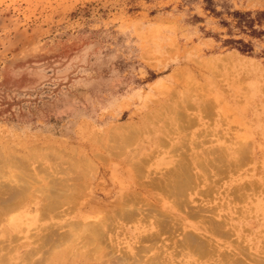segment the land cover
<instances>
[{"label": "rangeland", "instance_id": "1", "mask_svg": "<svg viewBox=\"0 0 264 264\" xmlns=\"http://www.w3.org/2000/svg\"><path fill=\"white\" fill-rule=\"evenodd\" d=\"M0 199V264H264V0H0Z\"/></svg>", "mask_w": 264, "mask_h": 264}, {"label": "bare ground", "instance_id": "2", "mask_svg": "<svg viewBox=\"0 0 264 264\" xmlns=\"http://www.w3.org/2000/svg\"><path fill=\"white\" fill-rule=\"evenodd\" d=\"M188 166V165H187ZM186 166V164L185 165H183L182 166V169H180V174L178 175V183H177V188L179 189V191L181 192V191H183V187L184 186H186L187 185V183H188V181L190 180L189 178H190V175H189V172H188V167ZM177 180V179H176ZM187 182V183H186ZM185 189V188H184ZM20 191V190H19ZM19 191L17 190V189H15V188H8L7 189V194H9L10 195V198H12V197H16V195L18 196V194H19ZM180 196V195H179ZM107 197V195H105L104 196V198H106ZM11 201V200H10ZM0 202H2V204H6V202H7V199H0ZM123 210H125V208L123 209ZM129 211V210H128ZM132 211V210H131ZM130 211V212H131ZM129 212V213H130ZM133 212V211H132ZM128 214V213H127ZM129 215V214H128ZM128 215H126V217L128 216ZM131 217V216H130ZM210 219V218H209ZM213 221H211V223H212ZM213 224V223H212ZM219 224V223H218ZM211 225V224H210ZM216 225V224H215ZM214 225V226H215ZM51 227V226H50ZM216 227H217V225H216ZM219 227V226H218ZM222 227V226H221ZM53 229V228H52ZM51 229V230H52ZM134 229L135 230H141V228H139V226H137V227H134ZM218 230V229H217ZM159 231H161V230H159ZM219 231V230H218ZM50 232V231H49ZM49 232H45V233H49ZM53 233H52V235L50 236V237H48L47 239H45L44 241H46V243L48 242V241H56L57 240V238H60V236L62 235V234H60V232L58 231L57 232V228H56V231L54 232V231H52ZM133 234H134V236H137L138 238H147V237H149V236H151V237H154V240H156L157 239V237L159 236V235H161V232L160 233H156V232H154V233H148L149 235H147V236H143L142 234H141V232H139V231H135V232H133ZM185 234V233H184ZM183 234V235H184ZM45 235V234H44ZM47 235H49V234H47ZM193 235V234H192ZM46 236V235H45ZM63 236V235H62ZM65 236V235H64ZM187 237V240H190L191 241V243H195V242H197L196 240H195V238H193L192 236H189V235H187L186 236ZM133 238H136V237H133ZM56 239V240H55ZM61 239V238H60ZM59 239V240H60ZM153 239V238H152ZM159 239H160V236H159ZM144 240V239H143ZM57 242V241H56ZM54 243V242H53ZM151 243V242H150ZM45 244V243H44ZM49 244V243H48ZM50 244H52V243H50ZM199 244H200V242H199ZM46 245V244H45ZM53 245V244H52ZM157 245V244H156ZM194 245V244H193ZM161 246V245H160ZM160 246H159V248H160ZM171 246V245H170ZM197 246V245H196ZM107 247H109V246H107ZM156 248V247H155ZM158 248V249H159ZM197 248V247H196ZM204 248V247H203ZM112 249H114V250H111L109 253L112 255H110L109 257L111 258L110 259V261H107V262H110L109 264H121V260L123 259V256H125V255H123V254H121V255H123V256H119L118 254L117 255H115V253L117 252V250L119 251V249H117V248H113L112 247ZM198 249V248H197ZM201 249V248H200ZM199 249V250H200ZM161 251V250H160ZM159 250H158V252H160ZM164 251V250H163ZM156 253V252H155ZM157 254V253H156ZM156 254L154 255V257L156 256ZM159 256H160V254H159ZM161 256H162V253H161ZM113 257H115V258H113ZM163 257V256H162ZM127 258V257H126ZM125 258V259H126ZM154 259V258H153ZM152 258H151V260H148V261H146V262H149L148 264H158V260L156 261V259H154L153 260ZM137 261V260H136ZM139 261V260H138ZM107 262H106V264H107ZM122 263H124V262H122ZM137 263V262H136ZM125 264H127V263H125ZM138 264H141V262L139 263L138 262Z\"/></svg>", "mask_w": 264, "mask_h": 264}]
</instances>
